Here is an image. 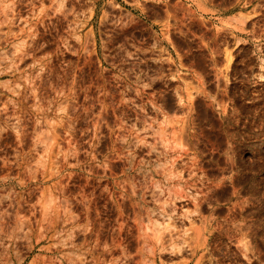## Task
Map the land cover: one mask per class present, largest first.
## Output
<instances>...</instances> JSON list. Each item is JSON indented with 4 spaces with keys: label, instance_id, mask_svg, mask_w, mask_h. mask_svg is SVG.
I'll list each match as a JSON object with an SVG mask.
<instances>
[{
    "label": "rangeland",
    "instance_id": "obj_1",
    "mask_svg": "<svg viewBox=\"0 0 264 264\" xmlns=\"http://www.w3.org/2000/svg\"><path fill=\"white\" fill-rule=\"evenodd\" d=\"M0 264H264V0H0Z\"/></svg>",
    "mask_w": 264,
    "mask_h": 264
}]
</instances>
